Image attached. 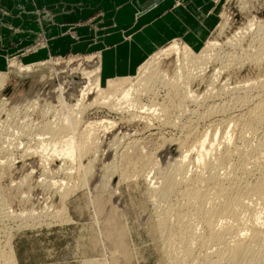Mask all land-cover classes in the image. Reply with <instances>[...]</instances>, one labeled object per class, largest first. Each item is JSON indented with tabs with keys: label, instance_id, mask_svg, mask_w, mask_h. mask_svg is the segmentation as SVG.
I'll list each match as a JSON object with an SVG mask.
<instances>
[{
	"label": "rangeland",
	"instance_id": "374dc122",
	"mask_svg": "<svg viewBox=\"0 0 264 264\" xmlns=\"http://www.w3.org/2000/svg\"><path fill=\"white\" fill-rule=\"evenodd\" d=\"M218 2L216 27L206 39L214 40L218 45L210 52L211 56L208 57V60L199 64V71H196L198 77L187 86L189 97L184 98L181 107L178 108L177 105L183 96V89L180 87V82H176L174 76L175 56H170L153 67L156 71L163 72V76L160 72L163 81L161 79L152 80L150 85H153V93H148L147 96L142 95L139 100V107L148 108L146 114L143 115L149 117L152 127H145L144 120L136 119L127 122V114L111 113L106 107L86 112L85 117L81 120L82 123L94 122L101 118L119 123L114 132L108 131L104 134L105 136L103 135V138L100 137V140H103L100 141L101 146L96 150L97 155L95 156L97 157L94 156L95 159H91L93 156L88 155L86 157L88 160L86 158L82 160L83 170L80 168L82 165L79 167L78 163L67 162L65 164L60 160L53 161L49 166H42L36 152L39 150L34 148V143L37 146L39 142L38 136H36L37 132L39 131L41 134L45 123L52 120L57 111L60 113V108L57 107L54 97V90L63 87L66 94L69 95V98L66 99L67 103L71 104L74 101L73 98L78 97L79 89L74 88L76 85L70 86V82L76 81L81 68L89 69L93 68V65H97L98 49L95 47L92 49L93 51L89 50L91 52L85 50L84 53L78 52L79 54L65 57H48L45 61L38 62L39 64L23 62L18 57L7 59L5 66L0 69V72L6 73V84L4 89L0 90V253L2 252L0 255L6 253L7 256L13 258L15 264H94L92 262L97 264H192L193 261L194 264H200L206 257L214 263L216 262L215 264H264V256L257 254V246L252 247L254 250L250 257L246 256V260L239 255L227 256V253L222 258H217L219 254H223L224 249L226 250V243L229 244V240L232 241L235 235L236 239L239 237L240 241L250 235L248 230L250 211H240V213L243 211L241 213L243 216L239 213L241 219L249 214L248 218L242 219L240 225L229 217L225 221L221 220L216 223L214 231L217 232L218 229L219 231L222 229L228 231H225L223 242L218 246L205 244L201 241L206 240V235L210 231L208 232V227L206 228L202 222L199 211L195 210L198 212L195 213L186 205L183 193L185 190L183 188L190 184L188 182L191 177L199 176L204 183L199 181L197 187L201 188L199 189L202 193L211 195L208 193L211 188L208 176L211 174L216 176L215 182H221L225 188H230L233 184L237 185L236 187H243L245 183L256 182L259 174L257 172L264 169V150L260 148L263 146L260 141L261 136H264V119H255V115L251 112L253 103L261 98L264 99V61L255 63L243 58L254 56L256 53L258 55V52L260 53L261 48L264 47V45L262 46L264 41V0H218ZM137 14L139 16V13ZM252 20L251 30L245 33L242 38L238 37L237 40H239L236 43L233 41L230 44L229 40L236 29ZM224 24L225 26L220 29V26ZM168 44L159 49L167 47ZM203 44L196 49L190 48L197 52ZM42 45H46V42L38 40L19 56H28L35 49L45 50L46 47ZM230 59L234 61L227 65L226 63ZM243 59L245 62H242ZM11 61H17L22 68L31 65L30 70L24 68L18 72V70L9 69L8 64ZM130 76H136V71ZM167 76L174 77L168 87L166 85L168 83L166 82ZM164 85L166 86L164 87ZM175 87L178 88L176 92L174 91ZM211 90L212 92H210ZM47 92L52 93L47 95ZM210 93L214 97L211 96V99L209 97V101L205 100ZM57 94L58 91L56 97ZM153 95H156V98ZM93 96L90 95L88 100ZM33 98H39L36 102L38 106L31 102L28 104ZM62 98L65 99L66 95H63ZM168 104H172V108ZM50 106L55 108L52 109ZM161 106L171 109L162 113ZM213 106L218 109L215 110ZM214 111L217 113L214 114ZM45 112H47L46 115H44ZM121 116H124L122 120ZM118 135L121 138L117 137ZM202 135L207 137V144L208 142L214 143L216 150V152L213 150L209 153L208 158L204 157L205 165L207 162H211L206 165L209 169L207 170L205 166H201L200 169L194 167L193 151L188 159L190 163H186L182 172V176L186 177L187 181H180L181 184L177 183L176 190L169 192L168 181L173 174H176L172 163V155L178 154L176 145L180 143L190 146L197 139L203 137ZM44 136L46 138L48 135ZM122 136L126 139H133V137L138 139L142 144H140L141 154H154V160L158 161V164L150 169L140 160L127 159L126 162L128 157L125 156L130 154L131 150L130 152L126 151L125 154L120 153L124 150L122 147L129 142L122 139ZM45 141L43 140L42 143L46 144ZM258 147L262 151H258ZM37 148L39 149V146ZM238 148L244 150H240L244 153L242 154L240 151L239 153ZM34 149H36V154H34ZM259 152L260 154H258ZM252 153L262 154L259 156V161L257 160L256 165L258 166L254 167L249 164L243 171L241 164L245 158L252 157L254 155ZM224 155H227L225 158L229 160L222 159ZM205 159L208 161L205 162ZM90 160H94V162ZM61 166L63 168L60 169ZM201 169L205 170H203L204 173ZM109 171L115 172V182L119 181L115 190H97L95 187L91 189L89 195L88 185L92 188V185L96 183L97 186L99 178ZM120 174L123 177L125 174L128 178L124 180ZM118 176L122 178L118 179ZM179 177H176L177 182ZM146 180H150L153 187L151 183L148 185ZM85 181L86 186L83 185ZM62 189L64 192L68 190L65 200H62L59 195ZM73 189L75 190L73 191ZM261 204H256L258 207L251 206L256 209L255 212L263 213L264 204H262L263 206ZM259 205L261 206L259 207ZM205 207L208 208V205ZM62 209L66 210V215H63ZM174 210L185 213L186 221L184 219V222H187V226L190 225L189 228L192 226L190 228H193L192 231L198 233V242L192 244L193 257L196 258L193 260L192 257L193 261L182 257V250L179 247L177 249L176 241L173 242V246L169 244L167 233L161 225V220ZM17 212H23L24 215L31 213L32 215L16 217ZM192 212L194 213L192 214ZM245 212H248L247 215ZM15 214L16 216H14ZM65 216H69L73 222H66ZM173 218V216L170 217V220L174 221ZM246 219H248L247 222ZM262 225L264 224L262 223L260 228L264 229ZM200 236L204 239H200ZM199 242L206 246L208 244L209 248L203 247L205 245L199 244ZM262 251L263 249L259 250L260 253ZM3 260L1 257L0 264L5 263Z\"/></svg>",
	"mask_w": 264,
	"mask_h": 264
},
{
	"label": "bare ground",
	"instance_id": "6f19581e",
	"mask_svg": "<svg viewBox=\"0 0 264 264\" xmlns=\"http://www.w3.org/2000/svg\"><path fill=\"white\" fill-rule=\"evenodd\" d=\"M224 23H226V22H224ZM252 25H253V20L252 21H247L246 25L244 24L241 27H239L238 29H236V31L232 34V36H231V38L229 40L230 44H232L233 41H235V43H236V41L239 40V39L237 40L238 37L242 38L245 35V33L249 32V30H251ZM224 26H225V24L223 26H220V29H222ZM262 43H263L262 44V46H263L264 45V41ZM216 45H218V43H216L214 40L213 41L206 40L204 42L203 46L197 52H194L192 50V48H190V46L188 44H186V42L184 43V42H181L179 39H174L171 42H169L167 47H165L163 49H159V50L157 49L155 52L150 54V57L146 61H144L140 66H138V68L136 69V76L114 77V78H107V79L101 80L102 67H101L99 61H98L99 63L97 62V65H95V66L93 65V68H89V69L86 68V67L81 68L79 70V74H78L79 77H77L75 79L76 81L73 82V80H72L70 82V86L73 87V86L76 85L74 88L75 89H79L78 90V93H79L78 97L76 96L75 99L73 98V100H74V101H72L73 104H72V102H71V104L67 103L66 99L69 98V95L66 94L67 92L64 91L63 87H58V88H56V90H54V92H55L54 93V95H55L54 97L56 98L55 100H56V103H57V107L59 106V108H60L59 109L60 113H58V111L56 110L57 112L53 116L52 120H49L48 123H45V125L42 124L44 126H43V128L41 127L42 128L41 134H39V131L37 132L38 135L35 134L36 136H38L37 140H39L38 144L39 143L40 144L39 145L37 144V146H36V144L34 143V145L36 146V147L34 146V148L39 150V151H36V149H34V154H36V152H37L38 157L40 158V162H41L42 166L43 165L44 166H49V164L53 163V161L60 160L62 163H65V164L67 162L78 163L77 165H79V167H80L82 165V162H83L82 160H84V158H86L88 155L93 156V157L90 156L91 159H93L94 156L97 155V152H96L97 148L99 146H101V142L100 141L103 140V139L100 140V137L102 136V138H103V135L106 134L108 131L114 132L115 131L114 129H116V127L118 126V123H119V122L116 123L113 120H108L106 118L97 119L94 122L86 121L85 123H82L81 120L85 117L86 112L90 111V110H94L95 108H103V107L105 108L106 107V108L109 109V111L111 113L115 112L116 114H122V115L123 114H127V118H128L127 122H129V121L132 122V120L139 119V120H142V121L144 120V122H145L144 124L146 125L145 127H148V126L152 127L151 120L148 119L149 117H147V116L145 117L143 115V114H146V112L148 111V108L142 109V106L139 107V103H140L139 100H140V97H142V95H146L147 96L148 93H150V94L153 93V91H152L153 90L152 89L153 85H150L152 80L158 81V79H161L163 81V79H162L163 77L162 78L160 77V72H162V71L161 70L159 71L158 68H157L158 71H156L155 69H153V67L158 65V63L160 61L166 60L170 56H175V62H176V66L175 67L176 68H175L174 76L176 77V82L179 81L180 83L179 82L178 83L182 85V86L180 85V87H182V89H183V92H182L183 96L181 94V96H182L181 97V101L179 102L178 105L176 104L177 107L179 108V107H181V104H182L184 98L187 99V96H188L187 93H189L188 92L189 89H187L188 88L187 86L189 85L190 82L192 83V81H194L195 78L198 77V76H196V71H199L198 70L199 64H201L202 61H204V60H208V57L211 56L210 52L213 49H215ZM42 46L46 47V45H42ZM41 50L42 49H37V50L35 49L33 51V53H37L38 51L40 52ZM243 58H245V60H249V61L252 60L255 63L256 62L259 63L260 61H264V47L261 48V51H260V53L258 52V55L256 53V55H254V56L250 55V56L243 57ZM233 61L234 60L230 59L229 61H227L226 64L230 65V63H232ZM243 61H244V59L242 60V62ZM40 64H42V63H40ZM30 67H31V65L28 66V67H23L22 68V66H20L17 61H11L8 64V68L9 69L18 70V72H21L22 70H24V68L25 69H29ZM224 67H226V66H224ZM161 76H163V72H162ZM173 78H169L168 77L167 79H169L170 81L169 80L167 81V79L165 77L166 82H168L166 84L167 87H168L170 82H173ZM165 79H164V82H165ZM49 80H51V79H49ZM5 84H6V73L0 72V90L4 89ZM145 85H147V86H145ZM166 85H164V87ZM172 86H173V84H172ZM177 86L179 87V85H177ZM175 88H176V90H174V91L175 92L178 91L177 90L178 88L177 87H175ZM172 89H171V91H172ZM57 91H58V94H57V97H56ZM180 92H181V90H180ZM210 92H212V90ZM51 93L47 92V95H50ZM185 94H187V95H185ZM63 95H66L65 99L62 98ZM90 95H94V96H93L92 99L88 100V97ZM155 96H154V98H156ZM167 96H168V94H167ZM211 96H213L212 93H210L205 100H208L209 97L211 99ZM168 97H167V99L169 101ZM173 98H175V97H173ZM263 98H264V96H263ZM38 99H34L33 98V99H31V101L28 102V104H30V102H31V104H36ZM259 100L253 103V105H252L253 107H252V111L251 112H252V114L255 115V119L263 120L264 119V99L261 98ZM151 102H153V101H151ZM170 102H171V100H170ZM175 102H177V101H175ZM251 102H253V101H251ZM151 106L153 107V104ZM169 106L171 107L173 105L170 104ZM50 107H52V106H50ZM158 107L160 108V105ZM161 107H162L161 108L162 113H166V111H169V109L172 108V107L171 108H169V107L167 108L166 106H161ZM53 108H55V107H52V109ZM174 108H173V110L176 109V108L175 109ZM216 109H218V108L216 107L215 110ZM159 111H160V109H159ZM209 111H207V112H209ZM47 112H45L44 115H46ZM213 113L215 114V113H217V111L216 112L214 111ZM218 113H219V111H218ZM208 114H207V116L209 117ZM123 118H124V116H121L120 119L122 120ZM234 118H236V117H234ZM234 118H231V119H234ZM121 120H120V122H121ZM139 120H138V122H139ZM46 122H47V118H46ZM246 123H248V122H246ZM18 132H19V130H18ZM44 135H46V136L48 135V136L45 138ZM149 135H151V133H149ZM36 136H35V138H36ZM117 137H119V135ZM261 137H262L261 138L262 142L260 141V143L264 146V136H261ZM119 138H121V136ZM185 138H186V136H185ZM122 139L125 140L126 138H124L122 136ZM186 139H184V140H186ZM43 140L44 141L46 140L45 142H47V143L43 144L42 143ZM126 140L129 141V142H127L125 144V146L122 147V148H124V150L122 149L123 151L120 152L122 154H125L126 151L130 152V150H131L130 154H126L127 156L124 155L125 157H128V158H126V162H127V159L128 160H140L144 164H147V166H149L150 169H153L154 166L156 164H158V161L154 160V158H155L154 154H151V153L145 154V155H142L143 153L141 154L140 150L142 148L141 147L142 144H141V142L138 139L136 140L133 137V139L132 138H127ZM118 142H119V140H118ZM182 142H184V141H182ZM206 142H207V137L203 136V137H200L199 139H197L190 146L189 145L187 146L186 144L185 145L184 144H180V143H178L176 145V153H178V154L175 155V153H174V155H172V163L174 165V168L176 169L175 173L177 174V176H180L181 178L179 177V179H178L179 181L177 182L176 181V177H177L176 174H173L175 176H173V175L171 176V179L168 181V186H167V189L169 190V192H174L176 190L177 183L179 185V184H181V182H183V181L186 182L187 181V180H185L186 177L184 178V176H182V174H183L182 172H183V169H185L186 163L187 164L190 163L188 159H190L191 153L193 151H194V157H193L194 159H192V157H191V159L194 161L193 162V164L195 165L194 167H196L197 169H200L201 166L202 167L205 166V167H207V170L209 169L208 166H206V165L211 163V162L208 163L207 162L208 160L206 161V159H205V162H207V164L205 165V163H203L204 157L205 158L207 156L209 157L210 156L209 153H211L213 150H215V148H214V145H213L214 143L212 144V143L208 142V144H207ZM116 143H117V141H116ZM3 145H2V147H4L6 149V147L3 146ZM38 146H39V149L37 148ZM263 146L260 147V148H262L264 150ZM242 149H243V147H242ZM242 149L238 148L237 150L239 152ZM258 149H259V147H258ZM242 151H244V150H242ZM242 151H240V152H242ZM258 151H262V150L259 149ZM215 152H216V150H215ZM245 152H247V150H245ZM243 153L244 152H242V154ZM252 154H254V153H252ZM258 154H260V152ZM258 154L257 155L254 154L252 157L251 156H250V158L248 157V159L245 158L244 162H242L243 164H241V169H243V171H244L249 164L250 165H254V167H255V165L258 163V161L260 159L259 156L262 155V154L261 155H258ZM96 157L97 156H95V158ZM225 157H227V155H224V157H222V159H224ZM225 160H229V159L225 158ZM92 161L94 162V160H92ZM88 164H89V162H88ZM191 164H192V161H191ZM90 165H91V163H90ZM256 166H258V165H256ZM82 167H84V166L82 165L80 168L82 169ZM259 167H261V166H259ZM61 168H63V166H61L60 169ZM201 170L203 172L204 169H201ZM201 170H200V172H201ZM257 173H259L258 176H257V181L254 182L253 184L245 183V185L243 187H240V186L236 187L237 185L233 184L234 187L232 185V187H230V188H225V186L223 187L221 182H217L216 183L215 182L216 176H214L212 174L211 175L209 174L210 175V176H208L209 179L208 178L207 179L211 182V188H210V185L207 183L209 185L208 187L210 188L208 190L209 192L208 191L207 192L211 193V195L207 194L208 196L206 194H204L205 192L202 193V191H200V189H201L200 187H199L200 189L197 187V184L200 183L199 181L203 182V180H200V177L197 176V175H195V176H197V178L196 177L195 178L191 177V180H190V178H188V180H190V182H188V183H190V184L188 186L186 184L187 187L183 188V189H185L183 193L185 194L184 197H185L186 205L190 207L189 209H192L194 211L195 210L199 211V213L201 214L202 222H204V224L206 225V228L208 227V229H207L208 232L210 231L209 234H207L208 236L206 235V240L205 241H203V240L201 241L200 240L201 242H204L205 244L209 243V245H217L218 246V245H220L223 242V239H224L223 237H224L225 231H227V230L226 229H222V231H219V229H218L219 232L217 231L218 232L217 233L216 231H214V226L216 225V223L220 222L221 220L225 221L226 218L229 217L235 223L238 222L239 224L238 223L237 224L240 225V222L243 219V218L242 219L240 218L241 217L240 214L243 211H247V210L250 211V213H251L249 221H248V219H246V222L248 221V223H249L248 224V230L250 232L249 233L250 235L247 236V237L245 236V238H244L245 240L242 238L241 241L238 240L239 237H237V239H236V237H235L236 235H235L234 236L235 239L233 238L232 241L229 240L230 241L229 244L226 243V245H227L225 247L226 250L224 249V251H226V252L223 251V254H219L217 256L218 259L222 258L224 256V254L227 253L226 254L227 256L232 257V256H235V255H239L240 257H243L246 260L247 259L246 256L250 257L251 252L254 250V249H252L253 246H257V248H258L257 249V251H258L257 254H259L261 256H264V229L260 228L261 224L262 223L264 224V211H263V213L260 212L262 214L261 215L260 213L255 212L256 209L251 206V205H256V204H260V203L264 204V169L259 171V172H257ZM114 175H115V172H113V171L110 172L109 171L108 173H105L104 175H102V177L99 178L100 180H99V182L97 181L98 182L97 186H96V183H95V185H92V188H90V186L88 185V190L87 191L89 192V195L91 194V189H93L95 187H96L97 190H102V189H108V190L111 189V191L115 190V187L117 185H119V181L115 182L116 178H115ZM120 175H122V174H120ZM118 177H119L118 179H120L121 176H118ZM122 177H123V175H122ZM127 178L128 177L124 174L123 179L125 180ZM207 179H205V180H207ZM146 183L148 185H150V183H151V186L153 187V184H152V182H150V180H146ZM85 184H86V181L83 182V185H85ZM92 184H93V182H92ZM239 185H241V184H239ZM74 190L75 189H73V191ZM67 191L68 190H66V192H64V190L62 189V192L59 194L62 200L66 199L65 197L68 195ZM243 200H246L249 203H247V202L244 203ZM206 205H208V208L205 207ZM261 205H259V207ZM241 210H243V211L240 213ZM62 211H63V215L67 214L65 209H62ZM179 211L180 210H174L173 211L174 212L173 215H172V213H173L172 211H171V214L169 212L161 220V225L163 226V228L165 229V231L167 233L166 237H167V240H168L169 244L172 245L176 241L178 243V244L175 243L177 245L176 246L177 249L180 248V250H182L181 251L182 252L181 255H183L182 257L184 259H186V260H188V259L192 260V257H193V254H194L192 252L193 251L192 250V246H193L192 244H196V242H198V240H197V238H198L197 234L198 233L196 234L194 232V230L192 231L193 228L190 229L192 226L190 228H189L190 225L187 226L188 225L187 222H184V219L186 218V214L185 213H181ZM197 211H195V213H198ZM193 213L194 212H192V214ZM247 213H246V215H247ZM11 214H12V212H11ZM31 215H32L31 213H27L26 215H24L23 212H17V216H16V214L14 216H16V217L28 216L29 217ZM171 215L174 217L173 218L174 221L170 220V217H172ZM247 216H249V214ZM245 218L243 220H245ZM64 220L66 222H68V223H72L73 222L70 219L69 216H67V217L65 216ZM185 221H186V219H185ZM172 222H173V224H170ZM224 226H227V225L224 224ZM243 226L245 227V225H243ZM243 226H241V227H243ZM263 226L264 225H262V227ZM237 236H239V235L237 234ZM200 237H201L200 239H204V237L203 238H202V236H200ZM201 242H199V244ZM204 243H201V244L205 245ZM207 246H208V244H207ZM207 246L205 245L203 247H207ZM207 248H209V247H207ZM260 249H263V251L261 253L259 252ZM4 254L0 255V259H1V257H2V259H4L3 260V262H5L4 264H15L12 257L7 256L6 253H4ZM230 257H228V258L230 259ZM183 258H182V260H184ZM194 258L195 257H193V260L196 259V258L195 259ZM206 258L205 259L203 258V262L200 261L201 262L200 264H215L216 263V262L214 263L213 261L209 260L208 258L206 259ZM237 258H238V256H237ZM190 260H189V262H190ZM192 261H191V263H192ZM263 261H264V259H263ZM183 262H185V260ZM217 262H218V260H217ZM92 263L97 264L96 262H92ZM194 263L195 262L193 261L192 264H194Z\"/></svg>",
	"mask_w": 264,
	"mask_h": 264
},
{
	"label": "crops",
	"instance_id": "0c3cea01",
	"mask_svg": "<svg viewBox=\"0 0 264 264\" xmlns=\"http://www.w3.org/2000/svg\"><path fill=\"white\" fill-rule=\"evenodd\" d=\"M219 2L0 0V69L13 57L32 64L96 47L101 80L130 76L174 39L200 47L216 27ZM38 40L45 50L19 56Z\"/></svg>",
	"mask_w": 264,
	"mask_h": 264
}]
</instances>
